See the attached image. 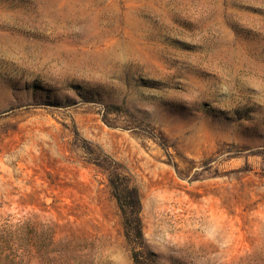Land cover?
<instances>
[{"label": "rangeland", "instance_id": "374dc122", "mask_svg": "<svg viewBox=\"0 0 264 264\" xmlns=\"http://www.w3.org/2000/svg\"><path fill=\"white\" fill-rule=\"evenodd\" d=\"M264 264V0H0V264Z\"/></svg>", "mask_w": 264, "mask_h": 264}, {"label": "trees", "instance_id": "16d2710c", "mask_svg": "<svg viewBox=\"0 0 264 264\" xmlns=\"http://www.w3.org/2000/svg\"><path fill=\"white\" fill-rule=\"evenodd\" d=\"M108 183L121 215L124 237L133 246V259L136 264H142V256L147 255L152 258L153 254L147 252L143 245L141 204L137 190L131 187L127 179L117 172H112L109 175Z\"/></svg>", "mask_w": 264, "mask_h": 264}]
</instances>
